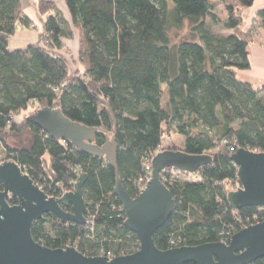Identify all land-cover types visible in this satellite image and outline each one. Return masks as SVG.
Segmentation results:
<instances>
[{"label": "trees", "instance_id": "16d2710c", "mask_svg": "<svg viewBox=\"0 0 264 264\" xmlns=\"http://www.w3.org/2000/svg\"><path fill=\"white\" fill-rule=\"evenodd\" d=\"M61 1L68 18L55 3L40 0L35 41L10 48L16 23L30 27L33 20L21 0H0V160L14 161L47 197L74 190L86 174L82 194L92 229L45 213L33 222V239L110 258L140 246L124 225L108 161L50 137L27 119L43 107H58L71 121L96 128L94 145L115 146L117 175L131 197L146 185L160 151L212 157L191 173L165 168L159 174L175 207L153 234L158 249L228 242L264 221V209H232L226 198L240 186L230 155L237 148L264 152V84L237 77L250 67L249 46L255 27L264 29V6L246 20L243 8L255 0H214L225 12L227 33L221 34L209 24L218 22L212 0ZM186 23L190 37L173 42L170 28ZM74 31L77 61L69 76L65 40ZM172 133L182 143L164 146ZM7 201L18 203L15 197ZM61 207L71 212L70 205ZM250 264H264V257Z\"/></svg>", "mask_w": 264, "mask_h": 264}, {"label": "water", "instance_id": "95a60500", "mask_svg": "<svg viewBox=\"0 0 264 264\" xmlns=\"http://www.w3.org/2000/svg\"><path fill=\"white\" fill-rule=\"evenodd\" d=\"M102 103L105 102L98 97ZM54 139H62L87 153L104 157L116 173L113 193L125 214L124 225L136 234L140 246L131 254L107 257L88 256L75 247L48 248L37 243L32 235L33 222L45 213H52L62 222L85 223L88 209L82 187L86 174L79 175L73 191L59 197L47 195L33 183L14 161L0 163V264H250L264 257V221L250 224L235 232L228 242L219 241L198 246H180L160 250L153 241L154 232L174 211L175 203L167 187L159 179L165 168L191 173L209 164L207 154L191 155L183 150H164L151 160L150 177L139 195L131 197L118 177L115 146L93 144L98 131L71 121L58 107H43L27 117ZM237 168L240 186L227 193L232 209L243 206L264 208V152L255 153L237 148L230 155ZM8 197H15L11 205ZM70 205L71 212L61 206Z\"/></svg>", "mask_w": 264, "mask_h": 264}, {"label": "rangeland", "instance_id": "374dc122", "mask_svg": "<svg viewBox=\"0 0 264 264\" xmlns=\"http://www.w3.org/2000/svg\"><path fill=\"white\" fill-rule=\"evenodd\" d=\"M35 1L36 0H21L23 11L27 16L33 19V25L30 27H25L21 23L17 22L15 25V31H14L13 36L11 37L9 46H12L13 42L15 41H19L17 45L25 44L26 41H28V39H31L30 37H32V35H35L41 28V19L37 13V5L40 0H37L36 4H35ZM46 1L53 2L56 4V2H54L53 0H46ZM229 1L232 2L233 0H229ZM212 3L214 7L213 12L218 18V22L216 24L210 23L209 21L208 22L216 32L221 33V34H226L227 32L222 27V21L225 19L224 9L221 4L215 2L214 0H212ZM56 6L61 11L59 4H56ZM252 6L248 8H243V13L245 14L246 20H248L249 17L251 16V12L253 11ZM61 13L65 16L63 11H61ZM169 35L173 42H178L184 38L185 39L189 38L190 35H189L188 24L186 23L181 29L170 28ZM77 44H78L77 33L76 31H74L73 38L70 40H65V45L67 46V49L69 51V55H66V58L69 62V67H70L68 71L69 76L73 75L71 68H74V65L76 64V61H77ZM252 46L264 47V29L263 28L257 27V26L255 27V32L253 35L252 42L249 46V50L252 49ZM246 70H239L237 73V77L243 81L251 80L256 85L264 84V80L253 79L252 77H250L249 73H247ZM30 111L33 112L34 107L29 108L26 112H30ZM182 139L183 137H180L179 135L172 133L171 136H165L162 144L164 146L167 144L180 145L183 141Z\"/></svg>", "mask_w": 264, "mask_h": 264}, {"label": "crops", "instance_id": "0c3cea01", "mask_svg": "<svg viewBox=\"0 0 264 264\" xmlns=\"http://www.w3.org/2000/svg\"><path fill=\"white\" fill-rule=\"evenodd\" d=\"M56 2V4H59V7L61 11L64 12L65 17L68 18V13L67 10L61 0H53ZM37 3V0L35 1V4ZM264 6V0H255L253 3V11L251 12V16H253L254 12ZM33 20V19H32ZM41 28L39 29V31ZM38 32L35 35H32L30 37L31 39H28L25 44L22 45H17L19 41L13 42L12 46H9L10 48H16V47H22L26 45L29 42L35 41L36 36ZM10 44V43H9ZM249 61H250V67L247 69V73H249L250 77L253 79H259V80H264V47L261 46H252V49H250V54H249ZM249 82L253 83L256 85L253 81L249 80Z\"/></svg>", "mask_w": 264, "mask_h": 264}, {"label": "built area", "instance_id": "2783aa9c", "mask_svg": "<svg viewBox=\"0 0 264 264\" xmlns=\"http://www.w3.org/2000/svg\"><path fill=\"white\" fill-rule=\"evenodd\" d=\"M1 162H3L2 160H0V163ZM19 166V165H18ZM20 167V166H19ZM21 169V168H20ZM73 191V190H72ZM63 193H61L59 196H61ZM59 196H57V197H59ZM260 209H264V208H260ZM257 223V222H256ZM84 225L87 227V228H89L90 230L92 229V220H91V216L89 215L88 217H87V214L85 215V223H84ZM224 242H226V241H224Z\"/></svg>", "mask_w": 264, "mask_h": 264}, {"label": "flooded vegetation", "instance_id": "af4514ba", "mask_svg": "<svg viewBox=\"0 0 264 264\" xmlns=\"http://www.w3.org/2000/svg\"><path fill=\"white\" fill-rule=\"evenodd\" d=\"M71 207V206H70Z\"/></svg>", "mask_w": 264, "mask_h": 264}]
</instances>
